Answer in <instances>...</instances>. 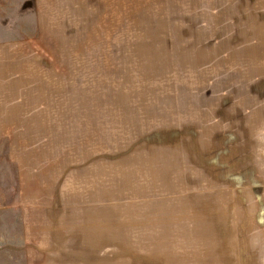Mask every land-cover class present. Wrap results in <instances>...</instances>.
I'll return each mask as SVG.
<instances>
[{
  "label": "rangeland",
  "instance_id": "1",
  "mask_svg": "<svg viewBox=\"0 0 264 264\" xmlns=\"http://www.w3.org/2000/svg\"><path fill=\"white\" fill-rule=\"evenodd\" d=\"M0 0V264H264V0Z\"/></svg>",
  "mask_w": 264,
  "mask_h": 264
},
{
  "label": "crops",
  "instance_id": "2",
  "mask_svg": "<svg viewBox=\"0 0 264 264\" xmlns=\"http://www.w3.org/2000/svg\"><path fill=\"white\" fill-rule=\"evenodd\" d=\"M213 4H215L214 0H180L179 10L193 12L194 16H196V14L203 11H212ZM0 130L4 131L5 127Z\"/></svg>",
  "mask_w": 264,
  "mask_h": 264
}]
</instances>
